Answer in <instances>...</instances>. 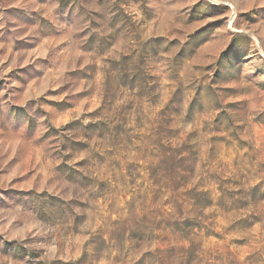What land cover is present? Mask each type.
<instances>
[{
  "label": "rangeland",
  "instance_id": "374dc122",
  "mask_svg": "<svg viewBox=\"0 0 264 264\" xmlns=\"http://www.w3.org/2000/svg\"><path fill=\"white\" fill-rule=\"evenodd\" d=\"M0 264H264V0H0Z\"/></svg>",
  "mask_w": 264,
  "mask_h": 264
}]
</instances>
